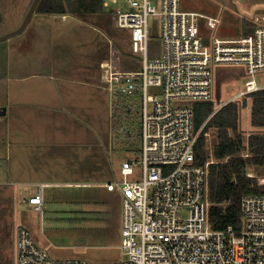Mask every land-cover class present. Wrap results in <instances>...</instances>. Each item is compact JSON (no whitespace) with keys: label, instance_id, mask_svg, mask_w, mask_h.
<instances>
[{"label":"rangeland","instance_id":"1","mask_svg":"<svg viewBox=\"0 0 264 264\" xmlns=\"http://www.w3.org/2000/svg\"><path fill=\"white\" fill-rule=\"evenodd\" d=\"M181 9L219 20L214 27H210L206 19L198 22L202 40L209 42L212 37L237 39L243 35L244 22H253L255 17L264 15V0H181ZM4 11L5 18L0 19V36L16 30L23 20L18 26L22 13L19 14L17 9ZM81 18L83 23H75L72 19L59 23L60 18L56 19L51 29L47 22L37 23L34 15L23 32L0 41V264H16V228L22 221L30 228L37 244L46 247L54 259L102 263L124 258L120 251V199H101L96 195L95 187L46 188L42 212H36L28 203V197L39 192L38 186L18 184L15 179L19 170L10 169L14 161L7 162L3 156L14 147L20 150L23 145L29 147L35 141L46 140L41 136L43 130L48 135L53 133V138L55 132L62 134L64 127L59 128L57 122V116L63 115L62 110L67 115L62 124L65 127L69 124L70 132H78L85 142L71 143V146L79 149L83 145L90 150L86 157V165L91 166L87 168L88 177L91 182H98L91 186L104 184L101 178L117 180L121 162L129 157V147L132 150L139 147V138L127 143L119 132L120 124H123L139 133L140 106L134 97L114 94L108 91L109 85L103 84V99L93 105L87 116L77 115L78 120L74 119V108L61 104L64 99L61 90L67 86L75 92L79 90L78 81L72 83L74 80L69 79L78 78L85 67L93 69L92 74L98 76L99 60L103 61L100 65L102 78L105 76L103 68H106L102 65L111 61L118 60L121 70L140 71L142 68L138 45L130 40L129 30L115 25L112 9ZM161 53L158 26L150 18L147 56L157 58ZM213 71L215 109L233 100L231 102L239 105L238 130L244 139L247 140L250 134L264 133V128L250 125L251 99L236 96L245 89L246 81L251 77L235 65H217ZM254 79L258 86L264 87V73L256 74ZM46 98L51 99V104H47ZM244 100L246 105H243ZM4 105L9 108L6 116L1 114ZM130 105L133 112L127 109ZM24 139L30 140L20 143ZM215 140L216 130L211 128L206 135V150L209 159L214 161ZM3 142H10L11 150L4 148ZM73 161L69 166L71 172L82 174L86 171L75 169ZM248 175L264 183V167H251ZM15 189L18 193H13Z\"/></svg>","mask_w":264,"mask_h":264},{"label":"built area","instance_id":"2","mask_svg":"<svg viewBox=\"0 0 264 264\" xmlns=\"http://www.w3.org/2000/svg\"><path fill=\"white\" fill-rule=\"evenodd\" d=\"M102 4L112 9L115 25L129 30L130 40L142 53L140 71L121 70L116 61L102 65L110 91L134 97L140 106L139 157L124 158L119 178L104 185L121 199L124 258L102 263L54 259L26 227L18 226L16 264H264V195L241 198L238 229L212 228L208 167L216 161L196 164L195 146L203 125L196 130L194 124V105L213 101L214 66H240L251 77L236 96L264 89L254 79L264 73V15L255 17L252 33L237 39L212 37L206 43L198 22L206 19L214 27L219 20L181 9V0ZM150 18L156 21L162 42L161 55L151 59ZM41 187L28 200L35 211L41 210Z\"/></svg>","mask_w":264,"mask_h":264},{"label":"trees","instance_id":"3","mask_svg":"<svg viewBox=\"0 0 264 264\" xmlns=\"http://www.w3.org/2000/svg\"><path fill=\"white\" fill-rule=\"evenodd\" d=\"M103 10L102 0H40L35 13L82 17L99 14ZM254 28L253 22L246 21L243 23L242 34L252 33ZM205 42L207 43L206 40ZM246 97L251 99V127L263 129L264 89L252 92ZM243 105H246L245 100ZM127 109L129 111V106ZM238 121L239 105L236 102H228L218 110L215 109L213 101L194 105L195 129L203 125L195 146L196 164L204 165L208 161L209 153L205 148L204 134L211 128L216 130L212 152L216 162L208 167L211 202L208 217L215 230H223L229 226L238 229L241 225V198L251 194L264 195V183H259L256 177L248 175L251 167H264V133L250 134L245 140L238 130ZM138 131L137 134L123 124L119 127V132L127 143L139 138L140 128ZM128 151V156L137 155L138 148L132 150L129 147Z\"/></svg>","mask_w":264,"mask_h":264},{"label":"crops","instance_id":"4","mask_svg":"<svg viewBox=\"0 0 264 264\" xmlns=\"http://www.w3.org/2000/svg\"><path fill=\"white\" fill-rule=\"evenodd\" d=\"M31 2L32 0H0V19L5 18L4 10L6 9L16 10L17 9L19 10V14L22 13L21 17L19 16V21L17 23L19 26ZM34 15L36 19L38 20L37 23L43 24V22H47L46 24L49 25L51 29H52V26L55 25L56 19H59V18H60L59 23H67L68 20L70 19H72V21H74L75 23L84 22L83 18L79 16L47 15V14H41V13H34L33 16ZM33 16L31 17L29 23L31 22ZM28 25L26 27H28ZM102 62H103L102 60H99L98 76H96L95 74H92L93 69H91L90 67L89 68L85 67L84 68L85 70L80 72L78 78L69 79V80H74L72 83L78 81L76 83V85H79L78 92L73 91L72 88L68 86L63 91L62 90L60 91V95L64 97L61 104L74 108L75 113L73 114L75 115L74 117L75 120H78L77 115H79L80 113H83L84 116H87L88 114H90L92 108L94 107L93 105L96 103L99 104V101L103 99V96L101 94L102 87H103V84H105L106 86L108 84H106L102 78V73H101V68H100V65L102 64ZM116 65L119 66L118 60L116 61ZM124 71H129V70H124ZM107 89L108 91L110 90L109 86H107ZM47 100L48 99L46 98V101ZM35 104L38 105V102H35ZM47 104L48 105L51 104V99L48 100ZM62 105L60 106L61 109L63 107ZM81 106H83V109H81ZM4 107H5L4 116H6L9 108L5 105ZM71 110L73 111V109ZM62 111H61V114L63 115H59V117L57 116L58 118L57 122H58V127L59 128L64 127V129H63L62 134H56L55 132L56 135L54 134V138L56 137V139L53 138V133L48 135V132H46V130H43L41 132V136L43 138H46V140H42L39 142L35 141L34 142L35 144L29 147H26L27 145H23L24 147H20V150H16L17 147H14L13 148V151H15L14 154L11 153L13 151H10L8 154L3 155L5 156L4 158L7 159V162L11 160L12 162L14 161V166L12 165V168H10L8 164V167L10 169L14 170V172H18L17 170H19L20 174L16 175V179H15L16 182L20 185H27V184H31L32 186L36 185L38 186V188L42 186L41 193H40V196L42 198L41 210H40L41 212H42L43 204H45V201H46V195L44 194L46 188L58 189V188H69V187H81V188L95 187L96 188L95 193L101 199H110V200L120 199V196L118 195V193L108 191L104 187L106 183H110L114 181L110 178H107L106 181H104V178H101V182H104V184H102L100 187L91 186V185L98 184V182L96 181L91 182L90 181L91 179L88 177L87 170L91 166L86 165L87 163L86 157L90 150L87 149L86 147H83V145L79 149L77 147H74V145L71 146V143L73 144V143L79 142L80 144L81 143L85 144V142L84 141L82 142L83 138L79 135L78 132L76 131L70 132L69 124L66 125V127L62 124V122L67 117V115L63 113ZM10 133L12 134L13 132L11 131ZM48 138H51V141H49ZM29 140L30 139H28V141ZM24 141L28 142L27 140L24 139L23 141H20V143ZM16 142L18 143L19 141L16 140ZM9 143L10 142L2 143L4 148H6L7 150H11L12 144L11 143L9 144ZM72 161L74 162L73 167L75 169H86V171H84L82 174H80L79 171L71 172L69 166L70 165L72 166L71 164ZM14 191L16 192H13V193H18L16 189ZM24 193H26V191H24ZM34 195L35 194L30 195L28 197V200ZM120 202H121V199H120ZM31 206H33V209H34V205H31ZM40 211H36V212H40ZM18 226H24L31 232L30 228L24 221L19 222ZM43 248L46 249V247H43Z\"/></svg>","mask_w":264,"mask_h":264},{"label":"water","instance_id":"5","mask_svg":"<svg viewBox=\"0 0 264 264\" xmlns=\"http://www.w3.org/2000/svg\"><path fill=\"white\" fill-rule=\"evenodd\" d=\"M39 2H40V0H32V2L30 4V6H29V8H28L23 20H22V23L20 24V26L16 30H13V31H11V32L3 35V36H0V41L9 39V38L14 37L15 35H18L21 32H23L25 30L26 26L28 25L31 17L35 13ZM1 114L2 115L5 114V109L4 108L1 110Z\"/></svg>","mask_w":264,"mask_h":264},{"label":"bare ground","instance_id":"6","mask_svg":"<svg viewBox=\"0 0 264 264\" xmlns=\"http://www.w3.org/2000/svg\"><path fill=\"white\" fill-rule=\"evenodd\" d=\"M263 180V179H262Z\"/></svg>","mask_w":264,"mask_h":264}]
</instances>
